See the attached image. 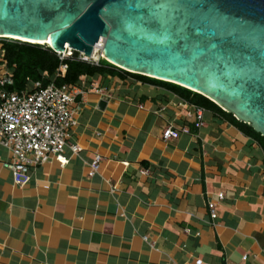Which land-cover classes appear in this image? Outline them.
Segmentation results:
<instances>
[{"label":"crops","instance_id":"crops-1","mask_svg":"<svg viewBox=\"0 0 264 264\" xmlns=\"http://www.w3.org/2000/svg\"><path fill=\"white\" fill-rule=\"evenodd\" d=\"M72 86L81 151L67 148V165L52 158L17 184L0 147V264H264L255 138L212 111L197 128L193 105L124 74ZM171 125L190 133L165 140Z\"/></svg>","mask_w":264,"mask_h":264},{"label":"water","instance_id":"water-1","mask_svg":"<svg viewBox=\"0 0 264 264\" xmlns=\"http://www.w3.org/2000/svg\"><path fill=\"white\" fill-rule=\"evenodd\" d=\"M0 39L89 59L101 48L100 60L203 95L264 136V0H0Z\"/></svg>","mask_w":264,"mask_h":264},{"label":"built area","instance_id":"built-area-1","mask_svg":"<svg viewBox=\"0 0 264 264\" xmlns=\"http://www.w3.org/2000/svg\"><path fill=\"white\" fill-rule=\"evenodd\" d=\"M102 47V43L100 44ZM100 48L94 52L99 53ZM100 54V53H99ZM61 60L73 55V51L58 53ZM101 58H87L80 54V60L98 64ZM68 69L63 65L56 79L64 76ZM13 85V75L4 62L0 65V147L7 150L10 159L3 164L13 175L17 184H26L30 180L31 169L57 158L62 166L69 163L65 151L70 148L78 155L81 148L72 144V131L78 125L73 112V104L79 92L72 85L58 86L55 81L47 87L42 82L31 83L26 91L11 92L6 86ZM103 93V90H96ZM194 120L197 128L205 125L206 110L193 106ZM189 128L169 126L163 137L165 140L179 139L182 134H189ZM101 157L91 164V175L99 174ZM147 174L146 171L143 172ZM225 195L219 194L223 200ZM212 220L218 217L217 203H208ZM229 264V263H228Z\"/></svg>","mask_w":264,"mask_h":264},{"label":"trees","instance_id":"trees-1","mask_svg":"<svg viewBox=\"0 0 264 264\" xmlns=\"http://www.w3.org/2000/svg\"><path fill=\"white\" fill-rule=\"evenodd\" d=\"M4 62L13 75V85H7L6 88L11 92L18 93L26 91L29 85L34 82H42L44 87H47L53 81L58 86H66L76 84L83 76L99 78L107 75L119 76L124 74L153 83L167 88L193 106L222 115L244 133L255 138L264 149V136L258 133L252 126L237 120L232 113L224 111L203 95L173 83L129 73L117 68L104 59H101L98 64L88 63L80 60L78 52H73L71 57L61 60L60 56L48 45L32 44L12 39H0V65ZM63 65H67L68 69L63 77L56 79V74Z\"/></svg>","mask_w":264,"mask_h":264},{"label":"bare ground","instance_id":"bare-ground-1","mask_svg":"<svg viewBox=\"0 0 264 264\" xmlns=\"http://www.w3.org/2000/svg\"><path fill=\"white\" fill-rule=\"evenodd\" d=\"M14 39H19V38H14ZM22 41H25V40H22ZM31 42H32V41H31ZM102 42H103V41L101 40V41L99 42V45H100ZM33 43H36V42H33ZM40 43H45V44L48 43V44H50V40H49V42H40ZM102 46H103V45H102ZM96 48H98V47H96ZM98 49H99V48H98ZM100 50H101V48H100ZM68 51H69V50H68ZM68 51H67V52H68ZM99 53L102 55V50H101ZM99 53L94 52V53H93V57L96 58V59H98V58H99V55H100Z\"/></svg>","mask_w":264,"mask_h":264}]
</instances>
